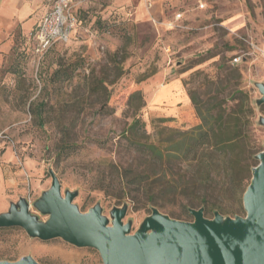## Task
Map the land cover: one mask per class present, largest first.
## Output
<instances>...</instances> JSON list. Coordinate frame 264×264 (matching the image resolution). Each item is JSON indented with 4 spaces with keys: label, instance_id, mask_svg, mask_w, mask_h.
I'll use <instances>...</instances> for the list:
<instances>
[{
    "label": "rangeland",
    "instance_id": "374dc122",
    "mask_svg": "<svg viewBox=\"0 0 264 264\" xmlns=\"http://www.w3.org/2000/svg\"><path fill=\"white\" fill-rule=\"evenodd\" d=\"M136 3L72 0L81 23L68 41L37 53L28 41L34 27L26 35L14 31L10 47L0 50V212L23 196L30 212L46 220L32 203L50 186L51 168L62 193L78 191L73 202L83 212L100 203L109 216L113 206L127 203L123 220L132 221L131 232L151 206L185 221L193 220L188 208L203 207L209 218L215 210L245 214L242 194L250 171L241 172L238 187L224 182L222 188L218 177L194 190L187 182L185 150L170 161L150 163L139 147L170 145L201 123L197 109L216 101L212 96L225 98L238 89L224 103V117L241 105L246 152L263 150L258 117L264 116V103L256 104L254 83H264V0H142L138 9ZM135 91L144 103L138 111L129 106ZM137 102L134 97L132 105ZM134 117L138 123L129 128ZM123 168L164 173L155 185L184 174L179 182L188 188L164 192L152 204L142 192L120 190ZM224 168L229 170L227 161ZM23 255L41 264H102L94 248L32 238L17 226L0 228V260Z\"/></svg>",
    "mask_w": 264,
    "mask_h": 264
},
{
    "label": "water",
    "instance_id": "95a60500",
    "mask_svg": "<svg viewBox=\"0 0 264 264\" xmlns=\"http://www.w3.org/2000/svg\"><path fill=\"white\" fill-rule=\"evenodd\" d=\"M264 103V83L255 82ZM264 126V116L258 117ZM258 162L242 194L244 215H223L215 210L204 216V208H188L192 221L179 220L150 207L138 228L124 222L127 203L113 206L109 216L100 203L81 211L74 197L77 190L61 192V183L50 168V186L32 205L44 215L41 220L30 212L21 196L0 212V228L21 227L29 237L41 240L61 238L77 247L98 251L102 264H264V148L254 156ZM0 264H41L31 255Z\"/></svg>",
    "mask_w": 264,
    "mask_h": 264
},
{
    "label": "trees",
    "instance_id": "16d2710c",
    "mask_svg": "<svg viewBox=\"0 0 264 264\" xmlns=\"http://www.w3.org/2000/svg\"><path fill=\"white\" fill-rule=\"evenodd\" d=\"M73 16L76 24H80L81 19L76 11H73ZM238 92H240L238 89H234L225 98H217L216 95L212 96L216 101H209L208 106L203 111L199 108L197 109L201 123L190 130L180 132L179 137L172 140L170 145L162 147L160 143L148 142L141 145L139 150L146 155L147 161L150 163L170 161L172 157H179L184 153L182 159L188 164L189 170L187 172L190 174V181L187 182L194 186L192 187L194 190L197 188L206 189L218 177L219 180H223L222 188L224 182H227L225 184L230 185V187H238L239 184L241 185V172L243 170L251 172L253 167L248 164L245 165L242 160L252 159L255 156L250 151L246 152L245 137L240 128V117L238 115L241 105L238 106V109L227 112V116L224 117V112L227 109L224 103ZM134 97L138 98V102L132 105ZM191 99L196 102L192 96ZM143 104L140 91H135L130 95L129 106H133L134 111L140 110ZM212 110H216L217 115H213ZM233 114L234 117H232ZM137 123L138 118L134 117L129 128H133ZM134 142L137 141L135 140ZM182 150L185 151L182 153ZM226 161L229 170L225 169V167L223 172L221 171V164ZM130 172L132 171L128 168L119 169L120 190L124 193L131 191L142 192L145 200L152 204L164 192L177 193L178 191H183V188H188L187 185L179 182V179L185 176L184 174L177 176V178L171 175L165 180V183L155 185L157 181L165 177L164 173L142 171L133 174ZM250 177L248 176L247 178L250 179ZM225 178H227V181H225Z\"/></svg>",
    "mask_w": 264,
    "mask_h": 264
},
{
    "label": "crops",
    "instance_id": "0c3cea01",
    "mask_svg": "<svg viewBox=\"0 0 264 264\" xmlns=\"http://www.w3.org/2000/svg\"><path fill=\"white\" fill-rule=\"evenodd\" d=\"M50 4L51 0H0V50L5 51L10 47L14 31L18 34H28ZM141 4L142 0H137L135 7L141 8ZM76 31L77 29L73 30L74 33Z\"/></svg>",
    "mask_w": 264,
    "mask_h": 264
},
{
    "label": "built area",
    "instance_id": "2783aa9c",
    "mask_svg": "<svg viewBox=\"0 0 264 264\" xmlns=\"http://www.w3.org/2000/svg\"><path fill=\"white\" fill-rule=\"evenodd\" d=\"M72 7V0H52L29 34L28 41L33 51L43 54L55 43L69 40L76 27Z\"/></svg>",
    "mask_w": 264,
    "mask_h": 264
}]
</instances>
